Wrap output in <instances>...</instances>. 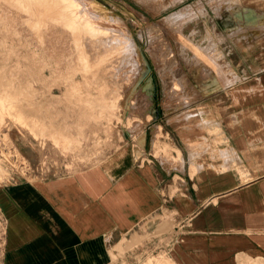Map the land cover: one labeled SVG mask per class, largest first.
Listing matches in <instances>:
<instances>
[{
    "label": "crops",
    "instance_id": "crops-1",
    "mask_svg": "<svg viewBox=\"0 0 264 264\" xmlns=\"http://www.w3.org/2000/svg\"><path fill=\"white\" fill-rule=\"evenodd\" d=\"M263 7L168 0L162 11L198 49L179 42L191 81L144 105L143 154L0 182V264H114L140 239L174 264H264ZM168 139L182 141V159L154 153Z\"/></svg>",
    "mask_w": 264,
    "mask_h": 264
},
{
    "label": "rangeland",
    "instance_id": "rangeland-1",
    "mask_svg": "<svg viewBox=\"0 0 264 264\" xmlns=\"http://www.w3.org/2000/svg\"><path fill=\"white\" fill-rule=\"evenodd\" d=\"M77 1L71 25L61 0H0V182L143 154L144 105L175 99L191 81L180 74L179 42L198 49L162 11L168 0ZM235 16L263 20L254 10ZM179 142L160 140L154 153L182 159ZM140 243L114 264H174L164 246L145 252Z\"/></svg>",
    "mask_w": 264,
    "mask_h": 264
},
{
    "label": "bare ground",
    "instance_id": "bare-ground-1",
    "mask_svg": "<svg viewBox=\"0 0 264 264\" xmlns=\"http://www.w3.org/2000/svg\"><path fill=\"white\" fill-rule=\"evenodd\" d=\"M62 4H63V9H62V13L66 14L68 16V19H69V23L71 25H74V24H77V22H79V17H80V14L78 13V8H80V3L77 1V0H61ZM91 3V2H90ZM81 10H83L81 8ZM80 11V10H79ZM98 17L101 15H97ZM90 21V19L88 20ZM86 21L85 25L87 26H90L91 23ZM91 28V27H90ZM127 28V27H126ZM69 29V28H68ZM128 29V28H127ZM112 30V29H111ZM121 30V29H120ZM109 37V36H108ZM112 37V36H111ZM97 38V37H96ZM219 68H217L218 70ZM221 69V68H220ZM219 69V70H220ZM220 73V71H219ZM186 77V76H185ZM220 78V77H219ZM217 80V79H216ZM215 80V82H216ZM221 80V79H220ZM124 98V97H123ZM133 98V96H132ZM1 101V100H0ZM4 101V99H3ZM8 103V102H7ZM136 103V102H135ZM123 105V104H122ZM131 110V109H130ZM130 130V128H129ZM133 130V129H132ZM147 264V263H146Z\"/></svg>",
    "mask_w": 264,
    "mask_h": 264
}]
</instances>
